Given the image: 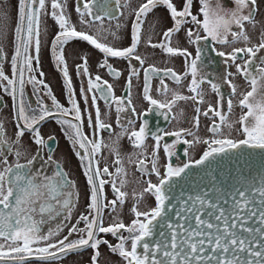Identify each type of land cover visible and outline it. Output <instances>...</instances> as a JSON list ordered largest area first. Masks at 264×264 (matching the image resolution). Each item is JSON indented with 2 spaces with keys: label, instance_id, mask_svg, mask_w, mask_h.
I'll list each match as a JSON object with an SVG mask.
<instances>
[{
  "label": "snow or ice",
  "instance_id": "snow-or-ice-1",
  "mask_svg": "<svg viewBox=\"0 0 264 264\" xmlns=\"http://www.w3.org/2000/svg\"><path fill=\"white\" fill-rule=\"evenodd\" d=\"M47 2L48 0H17L15 50L10 61L11 77L5 74L3 64L0 63V87L12 97L17 119L16 139L12 143L6 138V129L0 122V262L24 264L26 258L33 256L43 261H52L70 252L91 247L95 250L91 264H98L99 246L108 244V241L97 238V235L111 233L119 242L115 245L108 244V247L112 253L118 254L125 264H264V179L258 184H241L227 191L217 186L216 177L212 176V187L201 188L195 195L186 193L183 187L178 188L176 183L178 179L187 176L194 167L210 165L218 157L233 150L247 147L264 152V56H258V53L264 50V31L260 33V42L252 44L245 30V23L253 28L256 26L258 0H230L234 6L232 10L222 8L219 0L216 7L211 6L210 0H198L200 7L195 14L194 0H181L179 6L174 0H145L134 9L131 43L123 48L101 42L107 41L108 36L113 39L117 36L115 31L104 28L105 16L109 19L113 17L107 11L101 14L94 10L97 0H83L82 6L81 0H77L76 7L81 24L89 28L99 25L95 34L77 30L70 14L67 13V0H51L50 12L46 7ZM116 3L119 5L120 0H116ZM158 6L166 7L173 26L163 32L159 43H152L149 36L147 45L160 48L166 55L183 57L186 71L180 74L172 68L161 69L154 64L144 67L143 98L152 109L159 111L165 120L169 119L173 107L179 101L191 100L196 105L193 127L179 128L171 132H152L147 119L143 120L138 129L134 126L135 119L127 120L126 124L121 120L122 113L129 110L136 112L132 106L131 88L133 78H139L140 71L131 61L135 59L139 65L145 64V59L137 54V48L141 42L147 15ZM45 15H50L59 28L51 44V51L56 66L64 77L70 109L59 103L51 88L42 79L32 75L35 72L33 60L39 62L41 18ZM0 18L7 19V16L0 12ZM187 25L191 26L185 27ZM120 27L119 24L116 25L117 30ZM182 29L187 43L195 46L194 57L187 48L172 46V37ZM2 32L3 26H0V33ZM73 38L86 41L103 53L104 59L99 66L106 68L114 78H119L122 73L109 63V58L123 59L129 63L126 81L128 94L126 97H117L107 80H102L100 75L92 77L87 57L81 58L82 63L77 65V71L88 77L86 87L81 89L83 99L87 104L91 93V101L95 105L94 115L88 113L86 117L75 99V89L64 55V46ZM239 42H243L245 46L232 47L230 52H216V55L225 58V65L229 61L235 64L236 73L244 78L250 88L240 94L237 105L241 114L238 120L232 121L229 119L233 108L231 96H235L237 86L231 79H225L231 92V96L225 101L220 83L200 75L199 65L203 62L205 48L209 44L213 45L215 50V44L231 46ZM33 48L35 55L30 52ZM0 58H6L2 48ZM237 59H241L242 63H236ZM26 72L29 74L27 77ZM40 76H43L42 72ZM187 76H191L187 88L192 95L171 90L165 83L167 78H171L173 82L180 84ZM231 76L233 73H226V77ZM154 77L160 80V88L157 91L164 97L163 100L151 95ZM205 82L217 94L218 99L216 106L209 104L207 110L201 113L199 105L205 103L201 85ZM26 84L32 85L33 94L37 96L35 107L25 100ZM41 89L46 90L43 95ZM170 91L172 95L169 99ZM44 95L51 98V107L45 103ZM98 100H103L109 111L115 104L116 122L121 131L116 134L112 143L117 145L120 138L127 136L136 150L128 157V162L135 164L141 174L137 183L143 182L145 185L139 192L133 190L134 204L131 211L135 218L129 225L119 220L107 227L103 224L104 209L115 211L117 203L124 204L128 193L122 189L128 184V174L118 148L104 144L103 139L99 138V133L111 131L112 125L102 118ZM225 102L227 112L224 111ZM180 114L183 115V110ZM201 114L205 117L211 114L213 117L208 128L211 133L209 139H202L197 135ZM53 116L63 117L58 119L57 123L65 126L64 134L76 149L75 155L80 159L89 186L88 213L81 214L70 227L68 222L71 221L72 212L79 201L75 181L51 154L45 158L41 151L49 146L38 125ZM69 116L71 119L67 118ZM85 118L90 128L89 133H85L83 129ZM171 118L176 119L174 115ZM235 124L240 125L237 131L243 135V139L231 137ZM225 128L228 129L227 135ZM25 131L31 133L32 142L37 145V151L30 158H27L26 151L22 152L19 147H15L20 145ZM149 137L155 142L151 152L148 151L146 143ZM165 137L174 139L162 144ZM201 143L207 146L206 150L199 159L193 160L189 151ZM180 145L186 146L182 151L188 159L182 164L174 165L172 158L177 155ZM103 147H109L115 154V172H110L107 165L100 167L97 156ZM161 148L166 156L163 173L158 165ZM9 154L15 157L12 163H9ZM22 156L26 157L24 163L20 162ZM153 174L157 178L156 182L146 178ZM207 174L211 176V172ZM104 176L109 179H104ZM106 184L111 185L116 197L111 201H107L104 195ZM210 193H216L215 197L210 196ZM145 195L154 198L155 206L141 211L139 205ZM57 218L60 220L55 227L43 231L44 224ZM253 218H258L256 223L259 226H249V221ZM81 222L84 224L83 228L79 227ZM65 227H68V235L56 239ZM121 230L126 231L128 235L125 236ZM73 234L78 238L70 240L69 237Z\"/></svg>",
  "mask_w": 264,
  "mask_h": 264
},
{
  "label": "flooded vegetation",
  "instance_id": "flooded-vegetation-1",
  "mask_svg": "<svg viewBox=\"0 0 264 264\" xmlns=\"http://www.w3.org/2000/svg\"><path fill=\"white\" fill-rule=\"evenodd\" d=\"M83 0H81L82 6ZM145 0H120V4L117 5L116 0H97L94 10L100 12L101 14L104 11L110 13L113 17L109 19L108 16H105L103 26L105 29H110L116 32V39H113L112 36H108L107 41H101L109 43L115 47H127L131 43V29L134 21V9L138 8L140 4L144 3ZM181 0H174V3H179ZM51 0H48L46 7L49 12L51 11L50 6ZM211 6L216 7L217 0H210ZM219 4L222 8L226 10H232L233 4L230 0H219ZM77 0H67V13L71 16L72 23L76 26L78 31H85L89 34H95L98 24L93 25L91 28L86 27L80 23L79 13L76 12ZM200 7L198 0H194L193 4V13L195 14ZM17 0H0V12L6 14L7 19L0 18V26H3V32L0 33V48L3 49V56L6 58H0V63L3 64V69L6 75L9 77L12 76L11 68V57L14 54L15 50V40H14V28L17 22ZM123 13V15H120ZM202 18V17H201ZM85 19H89L85 17ZM256 26L264 23V0H258V12L255 17ZM119 24L121 27L119 30L116 29V25ZM173 26V22L169 16V13L164 6H158L153 9L147 15L145 23L142 30L141 42L137 48V54L141 55L145 59V64L143 66L139 65L138 62L133 59L131 63L136 65L140 71L139 78H133L132 88H131V97H132V106L135 107L136 112L132 113L130 110L128 112L121 114V120L126 124L127 120L135 119V128H139L144 119H147L149 122V129L152 132H159L160 130L165 131H174L179 128H192L193 127V117L196 115L195 107L196 105L193 101H179L175 107L172 109L169 119L165 120L164 117L160 114L159 111L152 109V106L143 98V68L147 67L149 64H154L158 68H172L177 73L183 74L186 71L185 60L181 56H169L166 55L160 48H152L147 45V39L150 36L152 38V43H159L162 39L163 32ZM187 25L185 27H190ZM235 30V29H234ZM245 30L249 36L253 37V27L250 24L245 23ZM59 28L55 20L50 15L42 16L41 18V50L39 53V62L33 60V68L35 72L32 75H35L38 79H42L52 90L53 95L59 101L61 105L65 108H71V104L68 100L67 89L64 83V77L62 72L57 68L55 58L52 55L51 44L54 40V37L58 33ZM203 35V33H201ZM231 39V37H229ZM172 46L187 48L189 52L192 53L194 57L196 55L195 46L187 43L185 38L184 30L182 29L178 34H175L172 37ZM244 43L239 42L235 45H220L215 44L213 50V45L209 44L205 48V55L202 58V64L199 65V73L202 76H205L207 80H212L213 82H218L221 85V93L223 94L225 101L231 96L230 88L225 83V79H231L232 82L237 86V92L235 96H231L233 99V108L232 112L229 115V119L232 121L238 120L241 109L237 105L238 100L240 99V94L250 90L248 84L244 78L236 73L235 64H232L231 61L227 65L224 63L225 58H221L216 55L217 51L230 52L232 47H244ZM251 46V45H249ZM32 55H35L34 48L30 49ZM262 53V55H261ZM64 55L67 61V66L69 70V75L72 79L73 88L75 89V99L79 102L81 112L86 117L88 113H95V105L91 101V93H89V100L87 104L84 102L83 95L81 92L82 87H86L88 77L82 76L77 71V65L82 63L81 58L86 56L88 59V69L92 77L100 75L102 80H107L113 87L114 94L117 97L127 96V77L129 75V63L123 59L109 58V63L113 65L114 68L121 71L122 75L119 78H114L109 75L106 68H101L99 65L103 62L104 56L98 49L90 45L88 42L83 41L79 38H73L64 46ZM258 56H264V50H261L258 53ZM236 63H242L241 59H237ZM43 73V76H40V73ZM231 72L233 76L226 77V73ZM29 74L26 72L25 76ZM191 80V76L185 77L180 84H176L167 78L165 83L168 84L171 90L178 91L184 95H192L187 88ZM204 94H205V103L199 105L201 108V113L207 110L209 104L216 106L217 103V94L214 93L207 82L201 85ZM160 88V80L157 77H154L151 85V95L158 99L163 100L164 97L157 91ZM46 90L41 89V94L43 95ZM172 92L168 93V98L170 99ZM25 100L30 102L33 107H35L37 96L33 94L32 85L26 84L25 86ZM44 101L50 107L52 105L51 98L44 95ZM99 107L101 109L102 118L105 119L106 123L112 125L111 131H103L99 133V138H102L104 144L117 147L120 155L124 158V167L127 171V180L128 184L123 191L128 193V196L123 205L117 203L116 210L112 211L110 208L103 210V224L105 227L112 224L114 221H122L125 225H129L131 221L135 218L131 209L133 207V190L137 192L141 191L145 186L143 182L137 183L140 181L141 174L137 171L136 165L128 162V157L132 155L136 150L132 147L131 142L124 136L120 138L117 145H113V140L116 139V134L121 131L120 126L117 124V113L115 111V104H113L112 109L109 111L107 105L103 100H98ZM181 110H183V115H181ZM224 111L227 112V104H224ZM16 110L14 107L13 99L8 95L2 87H0V122L4 124L6 129V138L9 140V143H12L16 139L17 132V119H16ZM107 113L105 116L104 114ZM147 113V114H145ZM175 116L176 119H172L171 116ZM63 117L53 116L47 118L45 121L41 122L38 127L40 128L41 134L45 137L46 143L49 147L42 148L41 151L44 154L45 158L47 155L51 154L53 159L59 162L63 169L69 174V177L75 181L76 190L79 192V201L76 204L73 212L71 221L68 222L69 227L72 224H75L81 214L88 213V192L89 186L87 184V179L83 173V166L80 162V159L75 155L76 149L73 147L71 141L64 134L63 125L57 123L58 119ZM71 119V116L67 117ZM213 117L211 114L208 117L200 115V127L197 132L202 139H209L211 133L208 131V128L211 126ZM218 119V118H217ZM240 128L239 124H235V127L231 131V137L233 139H243V135L237 131ZM83 129L85 133L90 132L88 121L85 118ZM131 130V128H129ZM225 135L228 134V129H224ZM53 137L54 139H48ZM173 137H165L164 142H171ZM191 140L192 137H187ZM148 145V151L151 152L152 146L154 145V140L149 137L146 141ZM22 146V147H21ZM19 147L22 152H27V158H30L31 155L35 154L37 151V145L32 142L31 133L25 131L24 136L21 138L20 145H15ZM186 147L185 145L179 146V151L176 156L172 158V163L174 165L182 164L187 161L188 157L183 155L182 149ZM205 144H197L190 149L189 155L195 160L199 159L203 151L206 150ZM49 148L51 152H49ZM26 157H21V163L25 162ZM97 159L100 161V167L103 168L105 165L109 167L110 172H115V154L112 153L109 147H103L101 153L97 156ZM135 159V157H133ZM9 163H12L15 160L14 155H8ZM166 163V156L161 148L159 153L158 165L160 166L161 172L163 173V165ZM51 171V168H49ZM104 179H109V177L104 176ZM150 178L153 182H156L157 178L153 174ZM104 195L106 196L107 201L115 199V195L111 188L110 184H106L104 187ZM148 202V203H147ZM153 205L151 206V204ZM155 206V200L150 195H145L144 199L140 202L139 209L141 211L147 210V207ZM60 218L52 221L51 223L43 225V231H47L50 227H55L59 222ZM79 227L83 228L84 224L81 222ZM125 236L128 233L124 230H121ZM68 235V227H65L56 239H62L64 236ZM78 236L73 234L69 237L70 240L77 239ZM97 238L102 240H107L108 244L115 245L119 241L111 233H99ZM108 244H101L99 246L100 257L98 259V264H125V261L116 253H112L108 247ZM130 247V242H129ZM94 249L91 247H86L79 251L70 252L67 255L62 256L59 259L52 261H43L35 256L26 258L24 264H91V257L94 254ZM0 264H10V262L4 261Z\"/></svg>",
  "mask_w": 264,
  "mask_h": 264
},
{
  "label": "water",
  "instance_id": "water-1",
  "mask_svg": "<svg viewBox=\"0 0 264 264\" xmlns=\"http://www.w3.org/2000/svg\"><path fill=\"white\" fill-rule=\"evenodd\" d=\"M209 172L211 176L207 174ZM212 176L216 177L215 184L227 191L241 184L245 186L258 184L264 179V152L247 147L233 150L218 157L210 165L194 167L187 176L178 179L176 183L178 188L183 187L186 193L195 195L201 188L212 187ZM215 195L216 193H210L213 198ZM257 219L249 221V226H259L256 223Z\"/></svg>",
  "mask_w": 264,
  "mask_h": 264
},
{
  "label": "rangeland",
  "instance_id": "rangeland-1",
  "mask_svg": "<svg viewBox=\"0 0 264 264\" xmlns=\"http://www.w3.org/2000/svg\"><path fill=\"white\" fill-rule=\"evenodd\" d=\"M253 37L249 36L251 39V43L252 44H258L260 42V33L262 31H264V23L262 22L261 24H259L258 26H255V28H253ZM251 34V33H249ZM248 34V35H249ZM243 44V42H242ZM262 55V53H261ZM148 203V202H147ZM153 205V203L151 204V206Z\"/></svg>",
  "mask_w": 264,
  "mask_h": 264
}]
</instances>
